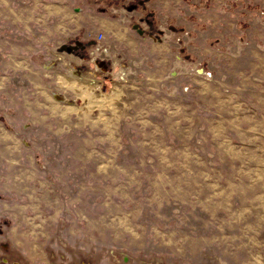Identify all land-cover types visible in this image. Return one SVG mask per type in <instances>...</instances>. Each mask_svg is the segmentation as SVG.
Listing matches in <instances>:
<instances>
[{"label":"rangeland","instance_id":"rangeland-1","mask_svg":"<svg viewBox=\"0 0 264 264\" xmlns=\"http://www.w3.org/2000/svg\"><path fill=\"white\" fill-rule=\"evenodd\" d=\"M77 4L93 8L51 18L73 38L40 52V68L52 101L90 119L54 131L86 138L106 179L92 169L91 187H73L61 172L73 141L53 142L44 203L0 190V264H264V0ZM97 35L106 73L43 69L66 46L87 54Z\"/></svg>","mask_w":264,"mask_h":264},{"label":"crops","instance_id":"crops-1","mask_svg":"<svg viewBox=\"0 0 264 264\" xmlns=\"http://www.w3.org/2000/svg\"><path fill=\"white\" fill-rule=\"evenodd\" d=\"M74 2L75 0H0V190L18 193V190L23 189V194L29 198L25 204L44 203L45 182L42 178L43 170L39 167L44 163V156L54 154L53 142L65 140V137L67 140L71 138L73 144L71 147L67 146L66 161L69 167L61 172H66L68 178L72 179L73 187L76 181L79 188L91 187L93 170L100 174V180L106 179L102 175L107 167L102 155H92L91 149L86 147V138H77L76 131L71 134L54 131L55 125L72 124L77 129V126L85 125L90 119L78 117L76 120L75 116L68 117L65 108L52 101L47 88L51 81L45 78L48 76L40 68L43 55L51 52L50 44L64 45L61 41L73 38L70 35L60 37L55 33L61 27L67 28L68 21H53L51 18L59 17L61 12L65 13L63 8H93L92 5L80 7L78 4L74 5ZM75 43L81 46L83 42ZM75 50L74 47L73 51ZM77 50L79 52L64 55V60L70 63L65 65L67 69L68 66L78 65L82 72L87 73L90 64L83 61L87 54L81 55L80 47ZM40 52H43L42 56H39ZM55 76L63 79L65 85L68 84L70 92L82 94L79 89L70 85L64 75ZM24 125H29L27 130L23 128ZM82 134L86 137V130ZM81 139L83 143L77 148L75 143ZM54 158L57 166L65 163L64 157ZM48 170L53 171L50 167ZM35 172L38 177L33 176ZM81 180L83 184H80ZM23 182L26 184L23 185ZM76 202L73 201L74 204ZM81 202L85 201L78 199V203Z\"/></svg>","mask_w":264,"mask_h":264},{"label":"built area","instance_id":"built-area-1","mask_svg":"<svg viewBox=\"0 0 264 264\" xmlns=\"http://www.w3.org/2000/svg\"><path fill=\"white\" fill-rule=\"evenodd\" d=\"M135 30H138L136 27ZM94 44L91 46L92 48L89 49L87 52V55L83 57V61H86L92 66V68L100 73H106L108 70V54L105 51V48L103 44H100L101 41V35H97L93 38ZM64 55H70L73 52V49L70 46L64 47L63 50ZM64 61V58L62 56L55 55L51 60L48 62H45L46 65L44 64L43 69L45 71H50L51 69L55 68L56 64L58 62ZM67 65H70L68 61H65ZM55 65V66H54ZM124 66V65H122ZM67 72L70 76V78L73 79H84L86 77V73H82V70L80 69V66L75 65V66H68ZM84 74V75H83ZM89 76V75H88ZM123 77V73H119V77ZM54 98L57 100H61V97L59 95H54Z\"/></svg>","mask_w":264,"mask_h":264}]
</instances>
